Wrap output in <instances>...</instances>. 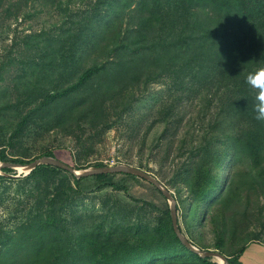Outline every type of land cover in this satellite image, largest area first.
<instances>
[{"label":"trees","instance_id":"16d2710c","mask_svg":"<svg viewBox=\"0 0 264 264\" xmlns=\"http://www.w3.org/2000/svg\"><path fill=\"white\" fill-rule=\"evenodd\" d=\"M122 1V5L119 0H106L105 3L110 8L121 9L126 1L129 5L136 0ZM137 1L144 5L151 1V6H146L147 15L140 16L134 27L126 26L120 39L115 36L120 34L121 28L114 30L106 42L107 48L112 45L109 49L114 51V57L101 65L85 68L72 81L40 93L39 99L18 118L9 134L0 136V161L27 163L47 155L74 168L87 167L79 162L80 154L67 146L46 149L30 159L19 156L22 154L8 157L4 147H12L14 140L20 141L31 123L46 124L45 129L50 130L69 127L77 121L83 122L86 128L98 130L117 119L123 120L127 105L117 107L116 117L110 118L106 103L116 100L123 87L135 83L143 69L149 78L155 73L165 75L168 67L175 70V76H181L182 84L173 94V101L168 109L163 107L161 111L164 128L160 136L169 134L174 139L182 120V115L176 112L177 104H193L188 97L180 100L181 95L201 79L204 68L213 67L233 84L220 85L213 92L201 91L202 97L194 107L197 117H203L197 124V117L193 122L190 117L187 119V130L178 146L180 154H176L183 157L182 162L173 169L168 183L175 188L177 224L187 239L200 249L219 251L227 257L229 264H244L241 257L250 243L264 245L261 236L264 221L260 222L261 228L257 231L248 224L250 211L256 209L250 208V199L255 198L256 204L260 205L259 198L264 195V121L254 118V92L245 82L247 72H241L248 67L251 45L261 39L262 32L257 27L264 14V0H175V12L180 16L179 30L175 39H168L161 43L162 46L142 40L147 22L156 18L155 3L160 0ZM197 8L204 13L205 8L215 13L212 30L205 29V19L199 16ZM150 27L152 29L153 25ZM222 68L230 75L226 76ZM113 86L119 88L111 94ZM207 110H211L212 115L205 123ZM171 115H177V118ZM138 116L137 112L130 117L137 121ZM130 136L133 138L134 134ZM76 138L79 143L80 135ZM143 143L139 144V151L143 149ZM172 144V140L166 144L167 155ZM116 160L126 163L121 158ZM138 164L140 168L145 167L140 161ZM104 165L103 162L93 164ZM2 171L15 172L8 167ZM67 176L73 182L68 188L65 186ZM5 178L0 175V180ZM25 178L32 179L35 187L45 182L43 192L36 197V204L45 202V207L18 225L16 232L0 227V264H122L144 251L152 252L156 248L166 252L177 247L192 254L198 264H218L210 257L198 256L180 243L172 228L167 202L156 224L138 230L115 235L111 233L115 227L99 233L70 232V225L61 214L62 196L70 195V190L105 186L128 190L127 181L144 178L129 173L76 178L64 169L43 164L32 169ZM51 185L52 190H49ZM150 187L163 196L152 183ZM208 226L210 239L206 232ZM17 257L23 259L17 261Z\"/></svg>","mask_w":264,"mask_h":264},{"label":"rangeland","instance_id":"374dc122","mask_svg":"<svg viewBox=\"0 0 264 264\" xmlns=\"http://www.w3.org/2000/svg\"><path fill=\"white\" fill-rule=\"evenodd\" d=\"M105 1L0 0V136L9 134L18 118L39 99L40 93L74 80L87 67L111 60L114 51L109 49L112 45L106 47V42L114 30L121 28L120 34L115 36L120 39L124 36L126 26L134 27L140 16L147 15L146 6H151V1L144 5L136 0L129 5H126V1L121 9H113ZM122 4L123 1L119 0V5ZM155 9L156 18L147 22L142 40L153 41L162 46L161 43L168 39H175L180 16L175 12V0H160L155 3ZM204 10L205 13L200 8L196 9L199 16L205 19V29L212 30L215 13L207 8ZM257 30L262 32L260 42L251 45L248 67L241 70L243 74L247 72L246 76L264 66V14ZM221 71L226 76L230 75L225 68ZM164 73L166 76L155 73L154 77L149 78L143 69L136 76L135 83L123 87L116 100L106 103L110 118L116 117L117 107L127 105L123 120L117 119L98 130L86 128L83 122L77 121L69 127L50 130L45 129L46 124L31 123L20 141L14 140L12 147H4L5 153L8 157L22 154L19 156L30 159L46 149L61 145L79 153V162L87 166H93L95 162L106 165L125 163L116 160L121 158L126 163L139 167L140 161L145 166L142 169L154 175L175 194V188L169 185L168 180L173 169L182 162L183 157L176 156L180 151L178 146L187 130V119L190 117L193 122L197 117L194 106L202 97L201 91L208 89L213 92L220 85L233 83L227 77L223 78L215 68H204L201 79L191 90L181 95L180 100L188 97L193 104L188 106L184 103L177 104L180 101L175 103L176 112L182 115V120L177 135L172 139L169 134L160 136L164 128L161 111L163 107L169 108L182 79L179 75L175 76V70L170 67ZM145 78L147 81H144ZM118 88L119 86H113L111 94ZM137 112L139 120L135 121L130 116ZM211 115L212 111L207 110L205 123ZM171 116L177 118V115ZM201 117H197L196 124ZM132 133L134 137L130 138ZM78 134L81 138L79 143L76 138ZM169 140L173 144L167 155L166 144ZM142 141L143 149L139 151L138 146ZM8 174L5 179L0 180V227L16 232L18 225L36 210L45 207V202L36 204L37 194L43 192L45 182L42 181L35 187L32 179H26V175L16 169ZM118 176L119 174L116 175ZM65 178L66 188L73 186L72 178ZM127 183L128 190L109 186L81 188L75 192L70 190V195L62 196L64 202L61 214L70 225V232L99 233L115 227L111 232L115 235L156 224L164 212L163 205L167 202L165 198L154 192L146 180H129ZM48 189L52 190V185ZM259 199L260 205L256 204L255 198H251L249 203L250 208H256L250 211L248 219L249 227L255 231L261 228L260 222L264 221V195ZM260 209L261 213H258ZM208 230L209 226L206 232L210 239ZM261 236L264 240V233ZM154 249L152 252L144 251L135 255L122 264H198V260L181 247L166 252ZM249 249L247 247L246 250ZM22 259L23 257L16 258L17 261Z\"/></svg>","mask_w":264,"mask_h":264},{"label":"water","instance_id":"95a60500","mask_svg":"<svg viewBox=\"0 0 264 264\" xmlns=\"http://www.w3.org/2000/svg\"><path fill=\"white\" fill-rule=\"evenodd\" d=\"M41 164L51 165L64 169L76 178H81V177L91 176L101 173H129L136 175L140 178H144L146 181L152 183L156 188H158L161 194L166 198L169 208L172 228L177 238L179 239L180 243L188 250H190L193 253H196L198 256L202 258L210 257L212 261H216L214 259L216 257L221 259V262L216 261L218 264H229L227 257L222 253H220L219 251L211 250V249H200L197 246L193 245L191 241L187 239V237L178 228L177 213H176L177 202L175 199V195L159 179H157L154 175L145 171L144 169L128 163H111L104 166H87L84 168H74L53 156L42 155L32 159L30 162L27 163L0 161V175H9L7 172L2 171V168L4 167H8L14 170L16 169L18 172H22V175H27L32 169H34L35 167Z\"/></svg>","mask_w":264,"mask_h":264},{"label":"clouds","instance_id":"9594fccd","mask_svg":"<svg viewBox=\"0 0 264 264\" xmlns=\"http://www.w3.org/2000/svg\"><path fill=\"white\" fill-rule=\"evenodd\" d=\"M245 82L254 92V118L257 121H264V66L249 72Z\"/></svg>","mask_w":264,"mask_h":264},{"label":"crops","instance_id":"0c3cea01","mask_svg":"<svg viewBox=\"0 0 264 264\" xmlns=\"http://www.w3.org/2000/svg\"><path fill=\"white\" fill-rule=\"evenodd\" d=\"M248 247L250 249L244 251L241 260L245 264H264V245L250 243Z\"/></svg>","mask_w":264,"mask_h":264},{"label":"bare ground","instance_id":"6f19581e","mask_svg":"<svg viewBox=\"0 0 264 264\" xmlns=\"http://www.w3.org/2000/svg\"><path fill=\"white\" fill-rule=\"evenodd\" d=\"M217 262H221V259H219V258H214Z\"/></svg>","mask_w":264,"mask_h":264}]
</instances>
